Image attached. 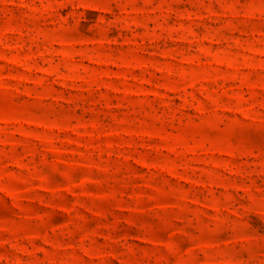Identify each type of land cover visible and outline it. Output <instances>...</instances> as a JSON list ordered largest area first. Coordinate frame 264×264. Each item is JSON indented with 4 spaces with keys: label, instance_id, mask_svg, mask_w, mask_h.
<instances>
[{
    "label": "rangeland",
    "instance_id": "rangeland-1",
    "mask_svg": "<svg viewBox=\"0 0 264 264\" xmlns=\"http://www.w3.org/2000/svg\"><path fill=\"white\" fill-rule=\"evenodd\" d=\"M0 264H264V0H0Z\"/></svg>",
    "mask_w": 264,
    "mask_h": 264
}]
</instances>
